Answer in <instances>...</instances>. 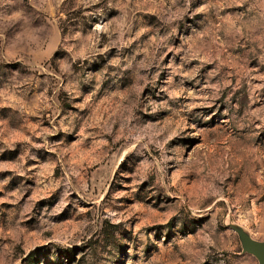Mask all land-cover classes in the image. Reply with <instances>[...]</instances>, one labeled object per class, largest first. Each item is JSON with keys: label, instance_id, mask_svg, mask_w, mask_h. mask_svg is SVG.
Masks as SVG:
<instances>
[{"label": "rangeland", "instance_id": "obj_1", "mask_svg": "<svg viewBox=\"0 0 264 264\" xmlns=\"http://www.w3.org/2000/svg\"><path fill=\"white\" fill-rule=\"evenodd\" d=\"M264 0H0V264H263Z\"/></svg>", "mask_w": 264, "mask_h": 264}, {"label": "water", "instance_id": "obj_2", "mask_svg": "<svg viewBox=\"0 0 264 264\" xmlns=\"http://www.w3.org/2000/svg\"><path fill=\"white\" fill-rule=\"evenodd\" d=\"M260 249H261V259L263 260V264H264V245H262Z\"/></svg>", "mask_w": 264, "mask_h": 264}]
</instances>
